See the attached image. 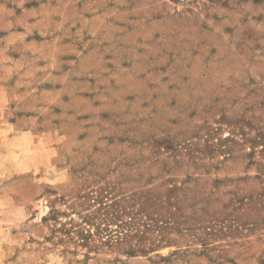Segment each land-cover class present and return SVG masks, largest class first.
Instances as JSON below:
<instances>
[{
	"label": "rangeland",
	"instance_id": "obj_1",
	"mask_svg": "<svg viewBox=\"0 0 264 264\" xmlns=\"http://www.w3.org/2000/svg\"><path fill=\"white\" fill-rule=\"evenodd\" d=\"M151 183L219 191L236 230L129 255L45 219L85 225L82 195L122 209ZM262 206L264 0H0V264H264Z\"/></svg>",
	"mask_w": 264,
	"mask_h": 264
},
{
	"label": "trees",
	"instance_id": "obj_2",
	"mask_svg": "<svg viewBox=\"0 0 264 264\" xmlns=\"http://www.w3.org/2000/svg\"><path fill=\"white\" fill-rule=\"evenodd\" d=\"M233 137L228 136L225 139L233 141ZM189 142L191 140H188ZM178 146L181 145L177 143L173 149L178 151ZM167 147H171V145L168 143ZM185 148L187 150L190 149L188 146ZM188 151L190 154L192 153L191 150ZM145 188H142L145 192L142 191L140 193L141 196H136L135 191H130L131 193L123 200L122 209L116 208L118 204L115 203L114 198L108 199L110 202L105 201L104 199L107 196H101V193L98 191H96V196L89 193L82 195L81 197L84 200L81 202V205L85 206L87 205L86 201L91 200L97 201L99 204L96 210L84 214L80 211L75 212V207H72V210L79 215L85 225L78 223L74 217H70L66 222L62 221L61 215L67 212L61 211L57 207H52L49 216L45 219L61 220L59 229L64 234L70 236L71 239L76 238L82 245H86L91 249L99 248L98 243H95L96 235L102 237L105 234L108 236L105 240L106 244L111 246L123 245L127 248L126 253L129 255L146 253L150 250L153 251L157 247L162 246L163 243L171 242L174 239L172 230L175 229H179L180 231L182 229L185 231L191 229H208L212 231L207 233L208 237L213 235L215 231H221L223 228L229 232L236 230V226L234 225L235 219L233 218L227 224L221 225V229L215 228L219 220L215 218V212L217 210L211 207V203L219 200V197L214 198V194H217L219 191L212 190L208 193H202L191 188L188 183L179 186L173 185L172 187L164 189V192L161 191L155 195L153 193L158 192V190H156L157 187H154V184L151 183ZM158 188H163V186L158 185ZM173 192H176V194H171L170 196L169 194ZM151 199H155L156 205L160 208L159 212L152 213L150 211L147 201ZM252 199L253 197L251 195L239 199V204L235 205L233 210L242 208L247 211L246 213L252 212ZM137 200H140L138 207ZM74 204L79 207V204ZM88 205L91 204L89 203ZM124 215H126L125 218ZM97 219H100V221ZM222 222L223 220H221ZM112 224H116L117 229H111L109 226ZM86 225L88 228L85 227ZM91 226L94 227L96 232L91 230ZM180 226L183 227L180 229ZM207 240L204 238V244L208 243Z\"/></svg>",
	"mask_w": 264,
	"mask_h": 264
}]
</instances>
